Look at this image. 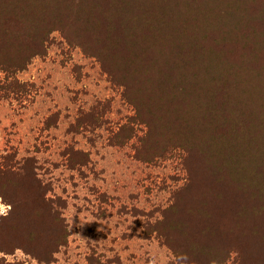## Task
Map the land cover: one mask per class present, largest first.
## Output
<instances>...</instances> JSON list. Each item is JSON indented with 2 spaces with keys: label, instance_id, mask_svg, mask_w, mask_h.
<instances>
[{
  "label": "trees",
  "instance_id": "trees-1",
  "mask_svg": "<svg viewBox=\"0 0 264 264\" xmlns=\"http://www.w3.org/2000/svg\"><path fill=\"white\" fill-rule=\"evenodd\" d=\"M54 32L95 59L132 107V126H121L115 145L140 126L138 160L177 151L184 169H202L228 198L231 189L240 194L238 219L221 215L192 224L189 252L173 245L168 231L158 232L174 257L222 264L254 239L258 264H264V0H0V72L8 93L20 91L12 85L15 75L46 53ZM33 180L38 184L27 162L0 164L2 190ZM30 189L8 200L12 211L0 218V230L11 231L13 247L36 259L44 252L39 260L49 262L67 244L68 226L40 185ZM210 211L197 210L208 219ZM214 234L222 236V248L206 239ZM1 244L0 237L5 250Z\"/></svg>",
  "mask_w": 264,
  "mask_h": 264
},
{
  "label": "rangeland",
  "instance_id": "rangeland-1",
  "mask_svg": "<svg viewBox=\"0 0 264 264\" xmlns=\"http://www.w3.org/2000/svg\"><path fill=\"white\" fill-rule=\"evenodd\" d=\"M15 77L12 85L20 91L8 93L10 84L0 72V164H31L38 184L0 187L7 199L0 195L7 208L0 207V218L12 211L8 200L28 196L31 186L40 185L45 197L60 205L69 237L47 262L39 260L42 251L36 259L13 247L11 231L3 228L0 264H89V258L100 264H184L158 232L168 231L172 244L189 252L192 224L199 219H238L243 203L238 191L231 189L228 198L209 185L202 169L189 171L190 164L184 169L177 151L149 162L138 160L140 126H133L135 135L125 144L112 142L123 124L132 126V107L98 62L66 44L58 32L50 36L46 53ZM228 204L233 210L228 211ZM208 206L210 219L197 212ZM214 235L206 239L222 248V236ZM245 243L240 254L228 253L222 264H258L259 242Z\"/></svg>",
  "mask_w": 264,
  "mask_h": 264
},
{
  "label": "built area",
  "instance_id": "built-area-1",
  "mask_svg": "<svg viewBox=\"0 0 264 264\" xmlns=\"http://www.w3.org/2000/svg\"><path fill=\"white\" fill-rule=\"evenodd\" d=\"M0 207H2V209L5 211L7 208H6V206H4L3 204H1V202H0Z\"/></svg>",
  "mask_w": 264,
  "mask_h": 264
}]
</instances>
